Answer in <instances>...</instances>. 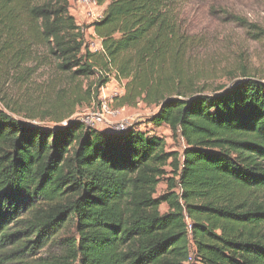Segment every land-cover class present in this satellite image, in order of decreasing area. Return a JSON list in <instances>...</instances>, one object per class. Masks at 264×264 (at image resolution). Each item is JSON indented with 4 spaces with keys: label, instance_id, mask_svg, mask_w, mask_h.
<instances>
[{
    "label": "trees",
    "instance_id": "16d2710c",
    "mask_svg": "<svg viewBox=\"0 0 264 264\" xmlns=\"http://www.w3.org/2000/svg\"><path fill=\"white\" fill-rule=\"evenodd\" d=\"M98 2L91 52L70 0H0V63L27 65L45 48L73 85L63 93L78 97L98 74L78 102L114 76L121 105L158 111L116 132L0 108V264H264V80L183 92L180 0ZM162 126L182 154L167 151ZM167 167L169 190L156 196ZM48 246L62 252L32 259Z\"/></svg>",
    "mask_w": 264,
    "mask_h": 264
},
{
    "label": "rangeland",
    "instance_id": "374dc122",
    "mask_svg": "<svg viewBox=\"0 0 264 264\" xmlns=\"http://www.w3.org/2000/svg\"><path fill=\"white\" fill-rule=\"evenodd\" d=\"M70 2L71 12L75 13L76 0ZM176 17L189 44L184 55L183 75L175 80V88L183 92L213 94L242 80L243 75L264 80V0H180L176 4ZM80 27L90 51L101 50L93 25L83 23ZM38 55L41 56L27 65L15 66L6 57L0 63V108L20 120L31 121L29 116H36L34 123L48 126L57 124L55 118L58 117L84 121L99 103L107 99L112 101V111L117 114L113 121H128L142 125L144 129L145 120L158 111L157 105L141 101L121 105L126 90L114 76L106 87L93 92L92 100L78 102L79 98L87 97L86 87L98 74L79 82L84 88L75 97L69 91H61L63 88L69 90L73 85H69L67 76L57 69L54 59L45 58L47 50L41 48ZM156 132L165 138L168 152L183 153L185 142L181 137L175 136L166 126L157 128ZM167 171L169 174L158 186L156 196L169 190L168 178H172V174L169 167ZM167 211V205H163L161 212ZM48 249L49 246L32 259L44 257L47 251L62 252L55 247Z\"/></svg>",
    "mask_w": 264,
    "mask_h": 264
},
{
    "label": "built area",
    "instance_id": "2783aa9c",
    "mask_svg": "<svg viewBox=\"0 0 264 264\" xmlns=\"http://www.w3.org/2000/svg\"><path fill=\"white\" fill-rule=\"evenodd\" d=\"M76 5L77 9L75 10V13H71L76 18L79 26L83 23H91L93 25V30L95 23L100 22L104 17V6L99 4L98 0H76ZM110 102L112 101L110 100ZM110 102L109 100L104 99L103 102L94 108L93 112L87 115L82 122L91 129L99 130L101 128L103 130L116 132H120L132 126L133 123L128 121H125L124 123L113 121L114 118H117V114L112 111ZM64 125H66V122L63 123V126ZM190 245L193 250L192 242H190ZM192 260L193 253L191 251L190 261Z\"/></svg>",
    "mask_w": 264,
    "mask_h": 264
},
{
    "label": "crops",
    "instance_id": "0c3cea01",
    "mask_svg": "<svg viewBox=\"0 0 264 264\" xmlns=\"http://www.w3.org/2000/svg\"><path fill=\"white\" fill-rule=\"evenodd\" d=\"M101 44V43H100ZM100 47H101V45H100ZM100 131H103V130H100Z\"/></svg>",
    "mask_w": 264,
    "mask_h": 264
},
{
    "label": "water",
    "instance_id": "95a60500",
    "mask_svg": "<svg viewBox=\"0 0 264 264\" xmlns=\"http://www.w3.org/2000/svg\"><path fill=\"white\" fill-rule=\"evenodd\" d=\"M233 86V85H232Z\"/></svg>",
    "mask_w": 264,
    "mask_h": 264
}]
</instances>
